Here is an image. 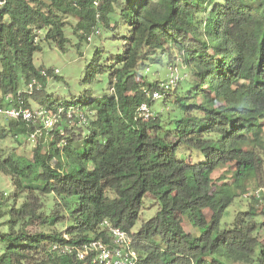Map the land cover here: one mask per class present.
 <instances>
[{"label": "trees", "instance_id": "trees-1", "mask_svg": "<svg viewBox=\"0 0 264 264\" xmlns=\"http://www.w3.org/2000/svg\"><path fill=\"white\" fill-rule=\"evenodd\" d=\"M43 42L78 53L85 43L77 94L47 93L49 79L70 85L35 65ZM163 58L191 79L163 91L140 74ZM155 90L163 100L144 118L138 108ZM0 94V105L8 95L65 110L52 129L37 125L28 157L13 148L36 126L1 115L0 173L14 190L0 192V264H92L77 251L111 244L104 221L132 237L136 264H264V203L244 197L263 181L264 0H4ZM229 164L230 178H214ZM237 197L249 206L227 227ZM145 199L156 211L131 234Z\"/></svg>", "mask_w": 264, "mask_h": 264}, {"label": "rangeland", "instance_id": "rangeland-1", "mask_svg": "<svg viewBox=\"0 0 264 264\" xmlns=\"http://www.w3.org/2000/svg\"><path fill=\"white\" fill-rule=\"evenodd\" d=\"M67 20L72 22L74 24V20L70 17L67 18ZM67 21V22H68ZM69 28V29H68ZM66 34L70 37L69 43L72 42H78L77 38L73 34L72 30L70 29V26L67 25ZM67 43V46L69 45ZM91 44V42L89 43ZM85 43L81 42V52L78 53L74 48H69L68 51L63 52L61 51L54 43H42V48L39 51H36L34 53V63L36 66H44V67H51L53 69H58L59 72L58 75L64 77V79L68 82V85H70V89L68 90V86L66 84L61 83L60 81H56L54 78L49 79L46 83V88H48L47 93L53 95L54 97H66L70 95L77 94L80 89L79 87H76L78 85H81L80 81L83 78V72L85 69V59L87 53V48L84 46ZM175 61V62H174ZM173 63L176 64L174 68H176L179 78H183L182 80H189L191 77L189 76V73L187 70L181 65L179 59L175 58ZM170 60L166 62V59L163 58L161 63H154L151 64L149 67H147L144 71H141L140 74L144 76L145 79L148 81H157L159 85H161L165 80L169 77V67L170 66ZM140 81L142 78H138ZM181 80V81H182ZM88 81H86V86ZM71 93V94H70ZM1 98V94H0ZM163 100L160 98H156L152 105L150 106V111L153 114L155 111V107L159 106L161 101ZM5 104V102H3ZM2 104V105H3ZM154 104V105H153ZM30 105L32 109L39 108L38 104L35 102V100L31 97L30 99ZM4 117L0 115V123L3 124ZM35 125H40V123H36ZM36 129H40L37 128ZM7 142L5 143V145ZM37 140L31 141L29 138L22 139V144L17 145L15 148H13V151H15L18 154H22L25 156H31L32 149L36 146ZM192 161H196L199 158L198 154L190 153L189 155ZM233 168V165H224L222 167H219L214 173V178H218L221 176H225L227 178H230L231 176V170ZM229 169V171H227ZM261 178L263 179L262 183H255L250 182L248 184V188L252 189L258 186L264 185V165L261 170ZM14 190V187L11 183L10 178L0 173V192H2L4 195L12 193ZM50 201V200H47ZM249 206V201L246 199L241 200L240 198H236L233 203L228 207L227 213L224 215L222 221L225 223V226H230V224L233 221L234 216L239 213L246 211ZM156 204L151 201L150 199H145L144 207L142 210V213L140 215V219L137 221V224L132 228L130 231L131 234L135 233L140 226V224L149 219L156 211ZM206 216H210V212L208 210L205 211ZM257 221L260 220V217H256ZM183 220V218H182ZM183 225L186 230L193 231V229L183 220ZM57 228H61V225H56ZM33 230V229H30ZM258 237L261 243H263L264 246V229L259 230ZM132 237H129V240H131Z\"/></svg>", "mask_w": 264, "mask_h": 264}, {"label": "built area", "instance_id": "built-area-1", "mask_svg": "<svg viewBox=\"0 0 264 264\" xmlns=\"http://www.w3.org/2000/svg\"><path fill=\"white\" fill-rule=\"evenodd\" d=\"M4 0H0V5ZM93 4L98 6L99 0H93ZM175 67V66H174ZM169 67V77L165 82L160 85V89L163 91H170L176 87L177 80H179V74L176 68ZM55 72H58L56 69ZM34 86L39 88L37 82L32 80L25 88V91L30 94ZM21 91L19 90L16 97H20ZM162 92L155 90L151 93V99L161 98ZM5 104L0 105V115H3L11 119H20L28 125L37 126L36 123L42 124L43 128L52 129L55 124L59 122L60 115L65 112L62 106H59L54 112H46L42 108L31 109L22 105L13 104V99L6 95L4 97ZM138 112L144 118H148L152 115L147 103L143 102L138 108ZM70 116L71 111H68ZM81 121H85V117L81 116ZM39 133V129H35L30 135L31 141L35 140V137ZM244 197H253L264 203V185L258 186L244 194ZM104 225L108 228L111 236V244L104 243L101 240H92L85 243L81 249L77 251V257L82 259L86 255L90 256L92 264H136L137 254L131 246V240L129 237L117 227L110 225L108 221H104Z\"/></svg>", "mask_w": 264, "mask_h": 264}]
</instances>
